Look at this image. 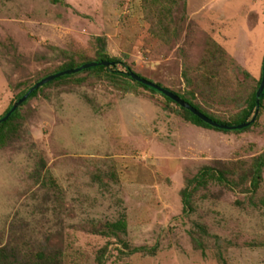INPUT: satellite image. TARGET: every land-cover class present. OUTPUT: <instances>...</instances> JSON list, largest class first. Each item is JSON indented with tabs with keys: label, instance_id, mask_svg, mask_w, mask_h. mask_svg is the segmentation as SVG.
I'll list each match as a JSON object with an SVG mask.
<instances>
[{
	"label": "rangeland",
	"instance_id": "374dc122",
	"mask_svg": "<svg viewBox=\"0 0 264 264\" xmlns=\"http://www.w3.org/2000/svg\"><path fill=\"white\" fill-rule=\"evenodd\" d=\"M99 58L239 121L262 78L264 0H0V117L66 64ZM12 126L0 145L6 263L45 251L56 264H264V170L257 191L245 180L264 154V107L223 133L91 71L41 87ZM205 167L227 182L197 187ZM123 218L127 232L113 231Z\"/></svg>",
	"mask_w": 264,
	"mask_h": 264
},
{
	"label": "trees",
	"instance_id": "16d2710c",
	"mask_svg": "<svg viewBox=\"0 0 264 264\" xmlns=\"http://www.w3.org/2000/svg\"><path fill=\"white\" fill-rule=\"evenodd\" d=\"M99 42L105 43L104 41H102L100 38L98 40ZM105 62L103 61L102 58H99L98 60L95 61H91V62H87V63H83L80 65H75L74 63H68L66 64L62 69H60L59 71L53 73L52 75L57 76L63 72L66 71H72V70H77L78 72L70 74V75H64V76H59L56 77L54 81L50 82L47 85H50L54 82H58V81H62L64 79H68L70 77H74L77 74L80 73H86V72H91V71H96V72H100V71H106L109 75L112 76H121L123 75L125 78L130 79L131 81H134L135 83H137L138 85L142 86L143 88L150 90L153 93H157L162 95L163 97H165L167 99L168 102L170 103H174L176 104V102H174L173 100H171L170 98H168L167 96H165L162 92H160L159 90H157L154 86L159 87L161 89H164L166 91H170L172 92L170 89L165 88L163 85L161 84H157L154 83L153 81H150L144 77H142L141 75L136 74L135 72H133V70L131 68H129L128 66L125 65L126 68V72H121L118 71L116 69L117 65L122 64V61L117 60V59H109L107 58L106 62H110L112 64H114V67H110L107 68L105 66L102 65V63ZM91 64H96L94 66H91L90 68L85 69L84 66L85 65H91ZM133 75H135L136 77L140 78L141 80H146L149 81L151 83H153L154 86H147L144 85L140 82H138L136 79L133 78ZM45 79V78H44ZM43 80V79H42ZM41 80V81H42ZM262 80H263V73H262V78L260 80L259 83V88L262 84ZM40 82V81H39ZM38 82V83H39ZM37 83V84H38ZM32 86L27 92H25L23 95L19 96L18 101L23 98L26 94L30 93V96L28 98V100L25 102L27 103L30 99L34 98L37 93L39 92V90L41 88H36V85ZM45 85V86H47ZM174 93V92H172ZM176 94V93H174ZM177 96H179L180 98H182L185 102H187L188 104H190L192 107L196 108L197 110H199L201 113H203L197 106H195L192 102H190L189 100L181 97L180 95L176 94ZM258 98H257V93L254 94L253 96V100L252 103L250 105L249 110L245 113V115L243 116L242 119H239V121L233 122V123H226V122H222L219 121L213 117L208 116L207 114L203 113L204 115H206L208 118H210L213 122H215L216 124H218V127H213L207 123H205L204 121H202L199 117H197L196 115H194L192 112H190L187 109H184L182 107H180L178 104V106L188 115V119L189 121H191L192 123H194L197 126L200 127H206L209 129H213L219 132H223V133H238V132H243L248 130L250 127L254 126L260 116V112L263 109V105H264V93H263V97L260 100V103H257ZM24 103V104H25ZM23 104V105H24ZM22 105V106H23ZM20 106L17 110H15L14 112L13 107H10V109L6 112L5 115H3L2 117H0V145L4 144L5 141L7 140V138L10 136H12L14 131L13 128V123L15 122V120L18 117L19 114V110L22 107ZM252 113H255L253 119L250 120V118L252 117ZM8 115H10L9 117H7ZM263 170H264V154L261 155L258 159L255 160L252 168H251V172L249 176H245V180H248V182L250 183V186L252 188L253 191H257L263 181ZM226 173L225 171H220L217 168H213V167H205L201 170L200 174L194 179L195 183L197 184V187H205L207 186L209 183H211V181H219L221 183L223 182H227V178H226ZM187 191V190H186ZM185 193V192H184ZM189 196V194H188ZM184 199H185V205L187 207V205H189V200L187 198V192L186 194H184ZM127 223L125 218L119 220L116 224H113V228L115 230L113 231H119V232H123L126 233V228H127ZM5 250L0 251V264H13V261H9V262H5L6 259H8V255H5ZM99 263L103 264L102 260L99 258ZM57 259L55 256L52 255H48L46 254L45 251L40 252L37 255V258L35 259L34 263H28V264H56ZM16 264V263H15ZM21 264V263H18ZM26 264V263H25Z\"/></svg>",
	"mask_w": 264,
	"mask_h": 264
},
{
	"label": "water",
	"instance_id": "95a60500",
	"mask_svg": "<svg viewBox=\"0 0 264 264\" xmlns=\"http://www.w3.org/2000/svg\"><path fill=\"white\" fill-rule=\"evenodd\" d=\"M96 64H91V65H85L84 68H90L91 66H94ZM103 66L110 68L111 66H113L114 64L110 63V62H103L102 63ZM78 72L77 70H72V71H66L63 72L57 76L51 75L46 77L45 79H43L42 81H40L37 85L36 88H41L47 84H49L50 82L54 81L56 77L59 76H64V75H70L73 73ZM133 78L136 79L138 82L147 85V86H154L153 83L146 81V80H141L140 78L136 77L135 75H133ZM157 90H159L160 92H162L165 96H167L168 98H170L171 100H173L174 102H176V104H178L180 107L189 110L190 112H192L194 115H196L197 117H199L202 121H204L205 123L213 126V127H218L219 125L216 124L215 122H213L210 118H208L206 115H204L203 113H201L199 110H197L196 108L192 107L190 104H188L187 102H185L182 98H180L179 96H177L176 94L170 92V91H166L164 89H161L159 87L154 86ZM31 93V92H30ZM30 93L26 94L23 98H21L18 102L15 103V105L13 106V112L15 110H17L20 106H22L29 98ZM263 93H264V65H263V80H262V84L257 92V98L258 101L257 103H260L261 98L263 97ZM10 115H8L7 117H9Z\"/></svg>",
	"mask_w": 264,
	"mask_h": 264
}]
</instances>
